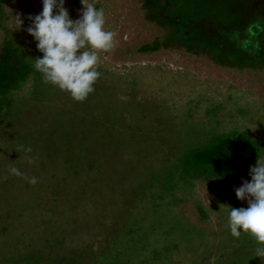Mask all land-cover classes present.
Listing matches in <instances>:
<instances>
[{"label": "rangeland", "instance_id": "374dc122", "mask_svg": "<svg viewBox=\"0 0 264 264\" xmlns=\"http://www.w3.org/2000/svg\"><path fill=\"white\" fill-rule=\"evenodd\" d=\"M95 6L117 35L79 103L34 69L43 0H0V264H264L227 226L264 159V0Z\"/></svg>", "mask_w": 264, "mask_h": 264}, {"label": "clouds", "instance_id": "9594fccd", "mask_svg": "<svg viewBox=\"0 0 264 264\" xmlns=\"http://www.w3.org/2000/svg\"><path fill=\"white\" fill-rule=\"evenodd\" d=\"M83 11L75 22L69 18L64 0H43L42 12L32 20L28 35L37 42L42 58L34 61V69L42 81L66 93L74 102L83 103L95 91L101 76L98 71L100 54L114 47L116 33L105 30V12L97 9L95 0H81ZM56 10V14H54ZM17 29L23 24L20 16L14 18ZM31 151V149H27ZM9 171L23 174L16 167ZM250 182L235 189L236 198L247 201V208H229L228 228L232 237L247 234L259 245L256 257L264 258V159H257L250 167ZM30 183H37L32 177Z\"/></svg>", "mask_w": 264, "mask_h": 264}]
</instances>
